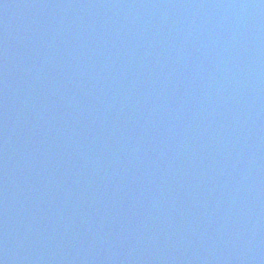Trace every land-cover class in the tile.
I'll use <instances>...</instances> for the list:
<instances>
[{"label": "water", "instance_id": "obj_1", "mask_svg": "<svg viewBox=\"0 0 264 264\" xmlns=\"http://www.w3.org/2000/svg\"><path fill=\"white\" fill-rule=\"evenodd\" d=\"M0 264H264V0H0Z\"/></svg>", "mask_w": 264, "mask_h": 264}]
</instances>
